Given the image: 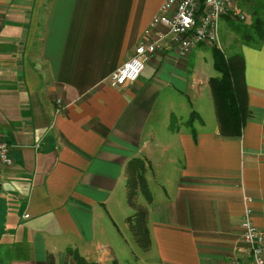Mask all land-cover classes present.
I'll return each instance as SVG.
<instances>
[{
  "label": "crops",
  "instance_id": "obj_1",
  "mask_svg": "<svg viewBox=\"0 0 264 264\" xmlns=\"http://www.w3.org/2000/svg\"><path fill=\"white\" fill-rule=\"evenodd\" d=\"M163 1L0 0V130L12 154L0 162V264H78L75 252L126 263L117 240L132 251L134 156L149 161L146 264H248L247 206L264 228V43L238 45L240 135L218 129L203 43L180 56L165 38L136 80L109 85L141 38L165 30L153 25Z\"/></svg>",
  "mask_w": 264,
  "mask_h": 264
},
{
  "label": "built area",
  "instance_id": "obj_2",
  "mask_svg": "<svg viewBox=\"0 0 264 264\" xmlns=\"http://www.w3.org/2000/svg\"><path fill=\"white\" fill-rule=\"evenodd\" d=\"M236 3L237 0H164L153 17V25L161 24L165 30L141 38L129 58L109 75L108 84L117 86L136 80L147 59L165 38L180 56L188 54L196 44H216L219 41L220 20L224 14L243 18V14L236 10ZM11 161L10 144L0 130V162ZM240 226L241 236L248 245V264H264V228L252 221L249 206L246 207ZM228 264L243 262L232 256Z\"/></svg>",
  "mask_w": 264,
  "mask_h": 264
},
{
  "label": "trees",
  "instance_id": "obj_3",
  "mask_svg": "<svg viewBox=\"0 0 264 264\" xmlns=\"http://www.w3.org/2000/svg\"><path fill=\"white\" fill-rule=\"evenodd\" d=\"M249 9V19H240L224 14L223 18L230 28L240 38V42L258 46L264 43V0H243ZM212 63L217 74L208 79L213 95L215 111L218 120V129L223 134L240 135L243 125L249 114L247 88L244 78V56L241 51L235 50L227 55L222 48L213 44L210 47ZM196 114L191 110L186 123L191 126L193 135V119ZM148 162V164H147ZM149 161L139 157H131L126 165V196L132 202L137 190H142L146 196L150 192L146 180V170ZM146 208H141L132 215L127 216L129 225L137 228L142 225L143 232L149 244L148 230L146 226ZM78 264H99L89 261L79 253H74ZM113 264H117L113 261Z\"/></svg>",
  "mask_w": 264,
  "mask_h": 264
},
{
  "label": "rangeland",
  "instance_id": "obj_4",
  "mask_svg": "<svg viewBox=\"0 0 264 264\" xmlns=\"http://www.w3.org/2000/svg\"><path fill=\"white\" fill-rule=\"evenodd\" d=\"M236 10L239 14H243V18L238 16L240 19H249V9L247 7V5L245 4V2H243V0H237L236 3ZM223 20L220 21V29H219V41L216 43L217 46H219L220 48H222L224 50V52L229 55L231 54L233 51L238 50V45L240 43V38L237 34H235L233 32V30L230 28L229 24L226 22V20L224 18H222ZM207 45V44H205ZM211 45H207L206 46V50H204L203 53V62L205 63L207 61V55H209V58H211V49H210ZM212 59V58H211ZM212 75L217 74L216 70L214 69V67H212ZM203 113H205V115H207V106H204L202 108ZM214 113V111H213ZM216 122V121H214ZM147 172V170H146ZM147 180V178H146ZM148 184V181H147ZM151 195V192L148 193V195H144L142 190L138 189L137 193L134 197V200L132 202L129 201V203H131L134 207V212H137V210L141 209V208H146L145 205H143V203H141V199L143 198H147L149 199ZM132 213V214H133ZM131 214V215H132ZM118 221L120 223V225H122V220L121 218H118ZM129 224V223H128ZM109 226H111L109 224ZM125 234H123L124 236L126 235L127 239L129 240L130 244H131V248L132 251L130 249V247L128 248L126 246V242L121 241V238H118V242L121 243V246H119L121 249L126 248V250L128 251L127 254H125V258L126 255L129 257V259H124L123 261L126 262L124 264H146L145 261H153L154 258L149 255L148 252V242L146 239V236L143 232L142 229V225H138L137 228H133L131 225H129L128 230L125 228L124 229ZM119 235V234H117ZM113 264V262H112Z\"/></svg>",
  "mask_w": 264,
  "mask_h": 264
}]
</instances>
